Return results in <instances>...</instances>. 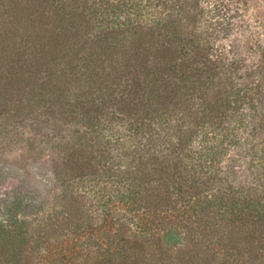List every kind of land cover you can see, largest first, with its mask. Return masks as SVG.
Wrapping results in <instances>:
<instances>
[{
	"label": "trees",
	"instance_id": "trees-1",
	"mask_svg": "<svg viewBox=\"0 0 264 264\" xmlns=\"http://www.w3.org/2000/svg\"><path fill=\"white\" fill-rule=\"evenodd\" d=\"M51 1L0 0V119L39 95L84 122V149L121 140L107 110L125 141L116 166L73 153L60 212L0 221V264H264V42L234 33L248 0Z\"/></svg>",
	"mask_w": 264,
	"mask_h": 264
},
{
	"label": "rangeland",
	"instance_id": "rangeland-1",
	"mask_svg": "<svg viewBox=\"0 0 264 264\" xmlns=\"http://www.w3.org/2000/svg\"><path fill=\"white\" fill-rule=\"evenodd\" d=\"M247 6L245 12L247 27L245 23H242L241 29L234 32L235 36L238 40H242L241 33H244L253 41L264 42V0H248ZM95 32L97 33L92 30V34ZM26 58L28 57L25 56L22 59ZM81 65L82 63L78 64L79 67ZM39 68L45 73L41 79L42 82L49 74L56 71L57 67L55 64L46 63ZM38 86L35 81V84L30 87L35 90ZM70 103L75 104L73 98ZM13 106V110L20 111L17 113L20 116H6L0 119L1 222H7L9 217L16 215L27 221L32 219L33 223H36L35 218L46 219L49 215L60 212L67 201V197L63 194L65 185L71 183L65 175V168L74 167L73 162H70L73 153L79 152L77 155L81 160L79 165L86 162L82 159V154L88 159L87 165L92 166V169H99L100 167L96 166L100 165L98 164L100 160L98 151L105 150L107 147V153L111 157L108 164L115 166L119 164V157L114 149H119L125 141L122 136L124 130L118 125L120 122L110 119V115H104L106 112L109 113L108 110L103 111L102 116L108 124L107 129L111 133H117V136L120 135L121 140L114 138L109 146L98 145L97 147L94 144L92 148L84 149L86 142L81 135L85 131V124L80 121L76 122L67 116L70 107L62 104L51 106L46 100L43 104L39 101V95L31 100V103L29 101V104L24 106L25 109L18 103ZM17 107L24 110H19ZM73 156L76 157V155ZM18 201L22 203V212L12 209Z\"/></svg>",
	"mask_w": 264,
	"mask_h": 264
}]
</instances>
